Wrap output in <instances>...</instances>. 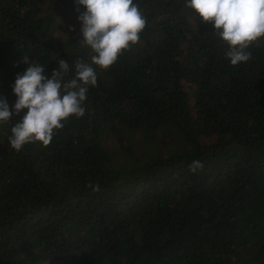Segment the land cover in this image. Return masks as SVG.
Here are the masks:
<instances>
[{
	"label": "trees",
	"instance_id": "1",
	"mask_svg": "<svg viewBox=\"0 0 264 264\" xmlns=\"http://www.w3.org/2000/svg\"><path fill=\"white\" fill-rule=\"evenodd\" d=\"M61 1L72 26L60 36L52 0H0L10 111L31 61L51 78L64 59L65 81L78 60L91 63L75 0ZM185 2L134 0L147 21L139 43L107 71L93 65L85 115L49 145L17 152L9 136L19 117L0 123V264H264V42L232 66ZM156 133L181 148L155 153ZM144 146L151 152L137 156ZM193 161L204 167L191 173Z\"/></svg>",
	"mask_w": 264,
	"mask_h": 264
},
{
	"label": "clouds",
	"instance_id": "2",
	"mask_svg": "<svg viewBox=\"0 0 264 264\" xmlns=\"http://www.w3.org/2000/svg\"><path fill=\"white\" fill-rule=\"evenodd\" d=\"M80 13V41L91 50V63L78 60L75 76L64 77L70 66L58 61V68L48 78L46 65L36 60L20 75L12 86L16 97L10 111L6 99L0 98V123L19 120L11 128L10 147L19 152L26 144H50L56 131L71 118L85 115L84 102L89 87L97 85L95 65L101 71L113 66L121 54L140 41L147 21L134 0H75ZM83 7L85 11L80 12ZM184 7L191 10L193 20L210 24L215 36L227 46V59L232 66L246 64L252 58L249 51L264 42V0H186ZM71 30V29H70ZM28 64L27 57L23 60ZM200 161H193L189 171L196 173L203 168ZM99 191V185H91Z\"/></svg>",
	"mask_w": 264,
	"mask_h": 264
},
{
	"label": "rangeland",
	"instance_id": "3",
	"mask_svg": "<svg viewBox=\"0 0 264 264\" xmlns=\"http://www.w3.org/2000/svg\"><path fill=\"white\" fill-rule=\"evenodd\" d=\"M52 1H53L54 5L57 6V9L59 11H61V12H58L56 14L57 21H56V24H55L56 30H57V32L61 36V33L62 32L66 31V30L68 31V29H71L70 27L72 25L69 22H71L72 20H69L70 19V16H69L70 14L68 13V10L66 11L65 9H63V3H62L61 0H52ZM121 132H122L121 133V135H122V143H121L122 146L125 147V145L131 144L132 143V140H131L130 134L128 132L123 131V130H121ZM138 136L139 135L136 134L135 137H134V139L136 140ZM155 137H156V140L154 141V143L152 145L154 152L155 153H159V154H167V153H169L168 150H169V148L171 149L172 146H170L171 144H168V145L165 146L162 143V141H164V139H165L164 134L156 133L155 134ZM109 140L111 142V145H114V143H115V146H116L115 148H112V149L110 148L112 154L113 155H116L118 157L120 155H124L122 157H125L126 158L127 156H126L125 152L122 151V150H120L119 148H117L118 146L116 144L115 138L113 139L112 137H110ZM180 144H181V141H180ZM180 144L178 145L179 146L178 148H181V145ZM172 148H173L174 151L178 149L177 147H172ZM135 152H136V155L137 156H144L145 157L146 154L148 152H151V151H149L144 146L141 149H135ZM122 157H119V158H122Z\"/></svg>",
	"mask_w": 264,
	"mask_h": 264
}]
</instances>
